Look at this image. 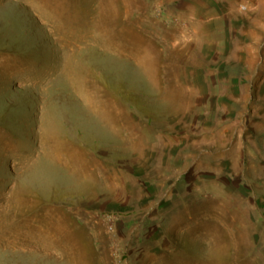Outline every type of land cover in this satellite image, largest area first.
Instances as JSON below:
<instances>
[{
	"label": "rangeland",
	"instance_id": "obj_1",
	"mask_svg": "<svg viewBox=\"0 0 264 264\" xmlns=\"http://www.w3.org/2000/svg\"><path fill=\"white\" fill-rule=\"evenodd\" d=\"M0 264H264V0H0Z\"/></svg>",
	"mask_w": 264,
	"mask_h": 264
}]
</instances>
